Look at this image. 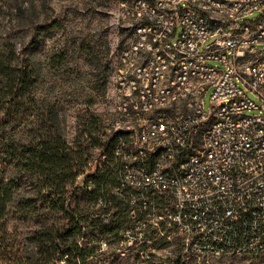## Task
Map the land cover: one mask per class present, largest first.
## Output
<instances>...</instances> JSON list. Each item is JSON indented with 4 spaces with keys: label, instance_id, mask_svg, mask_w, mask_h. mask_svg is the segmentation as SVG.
Here are the masks:
<instances>
[{
    "label": "built area",
    "instance_id": "1",
    "mask_svg": "<svg viewBox=\"0 0 264 264\" xmlns=\"http://www.w3.org/2000/svg\"><path fill=\"white\" fill-rule=\"evenodd\" d=\"M122 6L133 33L79 176L95 195L75 241L117 264L97 227L121 220L114 253L133 264L264 258V0Z\"/></svg>",
    "mask_w": 264,
    "mask_h": 264
},
{
    "label": "rangeland",
    "instance_id": "2",
    "mask_svg": "<svg viewBox=\"0 0 264 264\" xmlns=\"http://www.w3.org/2000/svg\"><path fill=\"white\" fill-rule=\"evenodd\" d=\"M126 1L0 0V45L10 43L20 56L29 59L35 77L33 95L71 145L78 143L88 114L110 115L119 55L133 33L123 14ZM256 16L257 11L247 18ZM210 41L212 38H207L200 49ZM210 93L207 90L204 97L205 111ZM34 191L35 181L25 178L16 198ZM78 197L82 208L90 211L91 203H84L81 193ZM15 217L10 216L8 225L17 224L13 235L18 249L30 254L32 244L27 238L40 216L32 212V221L27 223ZM120 225L121 220L111 227L117 232ZM97 230L104 234L102 226ZM109 240L108 258L117 264H133L130 259H117L115 237L109 236ZM210 259L212 264H264L263 257L251 254L226 253ZM91 262L96 263V258ZM57 264L67 263L63 259Z\"/></svg>",
    "mask_w": 264,
    "mask_h": 264
},
{
    "label": "trees",
    "instance_id": "3",
    "mask_svg": "<svg viewBox=\"0 0 264 264\" xmlns=\"http://www.w3.org/2000/svg\"><path fill=\"white\" fill-rule=\"evenodd\" d=\"M35 82L31 62L18 54L10 43L0 45V264H99L95 246L85 239L82 249L75 237L80 234L79 221L89 210L80 205L91 203L95 192L82 187L79 176L85 168L90 146L99 143L102 128L99 114H88L79 141L71 145L46 115L33 95ZM85 133L89 134L87 142ZM25 178L35 181L31 195L16 198ZM85 181V180H84ZM92 205V203H91ZM29 237L31 253L18 249L14 238L17 224L8 225L10 216L16 221H32ZM102 226L106 236H114L110 225ZM96 258V263L93 261Z\"/></svg>",
    "mask_w": 264,
    "mask_h": 264
}]
</instances>
